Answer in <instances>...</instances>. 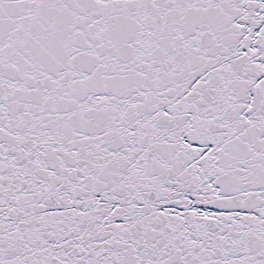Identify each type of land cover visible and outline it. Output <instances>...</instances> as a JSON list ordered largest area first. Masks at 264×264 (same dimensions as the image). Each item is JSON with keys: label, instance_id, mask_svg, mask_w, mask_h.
<instances>
[{"label": "snow or ice", "instance_id": "1", "mask_svg": "<svg viewBox=\"0 0 264 264\" xmlns=\"http://www.w3.org/2000/svg\"><path fill=\"white\" fill-rule=\"evenodd\" d=\"M0 264H264V0H0Z\"/></svg>", "mask_w": 264, "mask_h": 264}]
</instances>
